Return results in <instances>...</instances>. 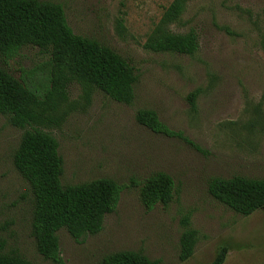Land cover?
<instances>
[{"label": "rangeland", "instance_id": "1", "mask_svg": "<svg viewBox=\"0 0 264 264\" xmlns=\"http://www.w3.org/2000/svg\"><path fill=\"white\" fill-rule=\"evenodd\" d=\"M59 4L75 35L111 48L135 70L134 99L116 103L78 82L61 85L54 112L36 128L50 134L62 159L63 186L106 178L123 187L101 231L76 242L57 233L63 264H99L106 255L132 251L157 264H264V212L244 217L207 192L212 178L264 179V0H191L172 33L192 30L191 55L154 53L148 36L173 0H38ZM49 55L25 47L0 67L15 79L20 70L40 73ZM195 94L192 107L188 97ZM139 110L154 111L177 137L139 125ZM0 115L1 254L30 264H55L38 254L32 235L33 196L13 166L21 136ZM164 173L172 199L143 208L139 185ZM186 230L196 232L192 256L179 260Z\"/></svg>", "mask_w": 264, "mask_h": 264}, {"label": "trees", "instance_id": "2", "mask_svg": "<svg viewBox=\"0 0 264 264\" xmlns=\"http://www.w3.org/2000/svg\"><path fill=\"white\" fill-rule=\"evenodd\" d=\"M189 1L170 3L148 36L145 49L187 56L197 51L194 31L175 34L169 29L178 22ZM25 47L38 48L49 55V60L40 73L21 69L18 80L0 67V115L8 117L15 128H31L22 134L12 162L33 196L31 226L36 250L44 259L63 264L57 233L64 229L76 242L98 234L105 216L115 211L123 187L106 178L63 186V164L57 141L36 126L54 112L65 82H78L102 92L116 103L130 105L137 79L134 68L114 50L96 40L75 35L59 4L0 0V58L11 60ZM261 48L264 53V31ZM195 98V94L188 97L192 107ZM136 121L155 134L178 136L160 122L154 111L139 110ZM172 192V178L157 173L139 185L140 203L150 211L157 204L169 203ZM207 192L241 216L247 217L258 210L264 212V179L212 178L207 182ZM195 243L196 232L185 229L180 240L181 262L192 256ZM3 248L0 242V264H30L18 256L1 254ZM226 255L227 249H221L211 264H223ZM99 264L157 263L141 253L121 251L104 256Z\"/></svg>", "mask_w": 264, "mask_h": 264}]
</instances>
